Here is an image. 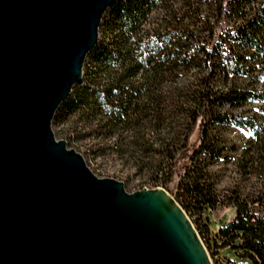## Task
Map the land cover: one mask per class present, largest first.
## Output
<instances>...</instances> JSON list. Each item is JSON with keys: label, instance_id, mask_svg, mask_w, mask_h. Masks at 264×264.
<instances>
[{"label": "trees", "instance_id": "1", "mask_svg": "<svg viewBox=\"0 0 264 264\" xmlns=\"http://www.w3.org/2000/svg\"><path fill=\"white\" fill-rule=\"evenodd\" d=\"M100 29L54 119L75 118L85 137L105 142L103 153L149 169L147 185L174 195L215 264L233 262L218 255L219 240L232 248L240 240L243 254L264 264V0H116ZM246 107L251 116L232 112ZM228 127L244 131L246 145L224 159L256 180L248 194L218 192L207 170L227 149ZM225 206L237 214L214 239L204 213Z\"/></svg>", "mask_w": 264, "mask_h": 264}, {"label": "water", "instance_id": "2", "mask_svg": "<svg viewBox=\"0 0 264 264\" xmlns=\"http://www.w3.org/2000/svg\"><path fill=\"white\" fill-rule=\"evenodd\" d=\"M116 0H0V264H214L163 187L129 193L58 140Z\"/></svg>", "mask_w": 264, "mask_h": 264}, {"label": "rangeland", "instance_id": "3", "mask_svg": "<svg viewBox=\"0 0 264 264\" xmlns=\"http://www.w3.org/2000/svg\"><path fill=\"white\" fill-rule=\"evenodd\" d=\"M100 38L102 37L101 29L99 30ZM100 40V39H99ZM87 64V59L85 65ZM254 107H246L243 109H233L234 114H244L245 116H251ZM73 117H65L60 120H53L52 127L55 136L58 140H66L68 148H73L81 153L87 165L91 170L100 178H114L124 183L126 191L129 193L136 192L144 189L145 187L156 188L154 186L147 185L148 180L153 178V173L149 169L143 171L138 170L133 166V163L127 164L116 154L106 152L103 153L100 150L105 142L101 138H91L84 136V130L82 125H78L77 128L73 126ZM159 133V132H157ZM134 135L135 133H130ZM128 134V135H130ZM223 135V141L227 142V149L224 151L222 157L207 170L210 178L216 185L218 192H225L226 190H234L240 194H248L254 190L258 184L252 177L244 179L240 176L239 171L234 162L226 163L225 157L230 156L235 158L234 151L231 150V146H244L246 145L244 131L242 129H235L232 127L221 129ZM199 137V133L195 132L192 134L191 140L196 142ZM248 138V137H247ZM116 137L108 140L107 145H113V141ZM182 169V168H181ZM179 170V174L176 175L175 181L169 186L173 193L177 192L178 182L181 176L184 174L183 170ZM147 185V186H146ZM170 192V191H169ZM171 193V192H170ZM172 194V193H171ZM237 209L231 206H225L217 209L215 212L206 211L204 213V221L209 226L213 238H217L222 228L229 225L235 218ZM240 240L235 242L236 248H232L231 245L223 246L219 240V256L230 259L231 261L238 264H254L253 260L249 256H245L243 253L244 248L240 247ZM209 251V250H208ZM211 254V253H210ZM212 257V255H211ZM214 264L215 261L212 258Z\"/></svg>", "mask_w": 264, "mask_h": 264}, {"label": "built area", "instance_id": "4", "mask_svg": "<svg viewBox=\"0 0 264 264\" xmlns=\"http://www.w3.org/2000/svg\"><path fill=\"white\" fill-rule=\"evenodd\" d=\"M145 188H148V187H145ZM229 262V264H232L233 262H230V261H228ZM234 264V263H233Z\"/></svg>", "mask_w": 264, "mask_h": 264}, {"label": "bare ground", "instance_id": "5", "mask_svg": "<svg viewBox=\"0 0 264 264\" xmlns=\"http://www.w3.org/2000/svg\"><path fill=\"white\" fill-rule=\"evenodd\" d=\"M213 261V260H212Z\"/></svg>", "mask_w": 264, "mask_h": 264}]
</instances>
